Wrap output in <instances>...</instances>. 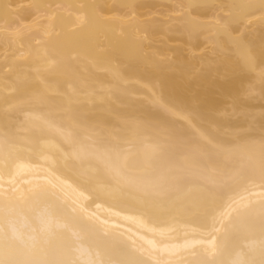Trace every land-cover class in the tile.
I'll return each mask as SVG.
<instances>
[{
    "label": "bare ground",
    "instance_id": "1",
    "mask_svg": "<svg viewBox=\"0 0 264 264\" xmlns=\"http://www.w3.org/2000/svg\"><path fill=\"white\" fill-rule=\"evenodd\" d=\"M0 264H264V0H0Z\"/></svg>",
    "mask_w": 264,
    "mask_h": 264
}]
</instances>
